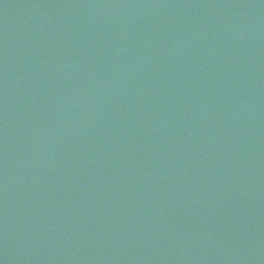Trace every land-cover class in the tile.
Listing matches in <instances>:
<instances>
[{"label":"water","instance_id":"water-1","mask_svg":"<svg viewBox=\"0 0 264 264\" xmlns=\"http://www.w3.org/2000/svg\"><path fill=\"white\" fill-rule=\"evenodd\" d=\"M0 264H264V0H0Z\"/></svg>","mask_w":264,"mask_h":264}]
</instances>
